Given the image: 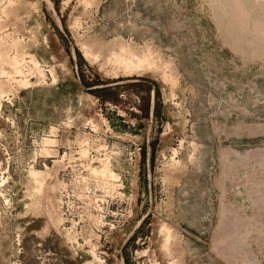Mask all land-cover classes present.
Segmentation results:
<instances>
[{
    "label": "rangeland",
    "instance_id": "obj_1",
    "mask_svg": "<svg viewBox=\"0 0 264 264\" xmlns=\"http://www.w3.org/2000/svg\"><path fill=\"white\" fill-rule=\"evenodd\" d=\"M0 264H264V0H0Z\"/></svg>",
    "mask_w": 264,
    "mask_h": 264
},
{
    "label": "built area",
    "instance_id": "obj_2",
    "mask_svg": "<svg viewBox=\"0 0 264 264\" xmlns=\"http://www.w3.org/2000/svg\"><path fill=\"white\" fill-rule=\"evenodd\" d=\"M2 183V182H1Z\"/></svg>",
    "mask_w": 264,
    "mask_h": 264
}]
</instances>
